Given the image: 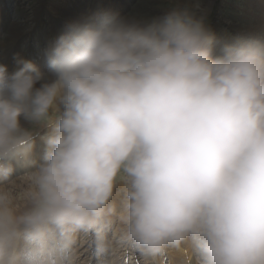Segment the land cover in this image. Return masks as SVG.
Wrapping results in <instances>:
<instances>
[{
  "label": "clouds",
  "instance_id": "1",
  "mask_svg": "<svg viewBox=\"0 0 264 264\" xmlns=\"http://www.w3.org/2000/svg\"><path fill=\"white\" fill-rule=\"evenodd\" d=\"M17 64H0V178L47 134L31 207L17 216L0 196V264H40L50 241L99 230L118 182L123 238L142 252L264 264V40L217 51L175 9L72 25L47 72Z\"/></svg>",
  "mask_w": 264,
  "mask_h": 264
},
{
  "label": "rangeland",
  "instance_id": "2",
  "mask_svg": "<svg viewBox=\"0 0 264 264\" xmlns=\"http://www.w3.org/2000/svg\"><path fill=\"white\" fill-rule=\"evenodd\" d=\"M204 2L208 3L205 4L207 9L199 10L196 8L198 4L201 5ZM4 5H7L8 8L7 12L5 11V16H7V18L21 20L29 24V27H36L37 29L41 20L43 21V18L45 21L52 17L54 21V19L57 18L56 12L59 10L66 11L69 7L73 14H71L70 17L75 15L83 16L87 19V14L89 18L94 19L97 14V17H101L102 19L114 15L115 19H127L129 23H138L141 25L160 19L169 11L187 9L197 19L203 20L205 26L210 29L213 43L217 51L223 48V46L238 40H246L253 37L264 40V19L260 18L261 14L264 15V0H0V6L4 7ZM201 7L204 8L203 5H201ZM62 24H64L65 27L67 26L66 22L62 21ZM62 24L60 22L58 23L59 26H62ZM52 25L57 26L55 22H52ZM38 32L42 34L43 30L40 29ZM36 54L37 53H34L33 56ZM38 129L39 128L36 129L38 136L35 139V143L40 136L47 134L46 129L41 132L38 131ZM24 162H27V160H24ZM34 171L35 170H31L24 174L32 178ZM10 179L11 180L7 182V184L19 182L21 178L19 177L17 181H15L16 178L13 177ZM33 186L34 188H32ZM8 188L7 186V189ZM122 188H124V184L118 182L114 189L112 204L115 206L116 211L120 208L121 199H119V196L123 192ZM32 191H35V182L30 180V182L24 185L22 184L18 189L14 188L13 192L8 195L9 197L7 196L5 198L11 199L12 202L15 201V199H31L33 194ZM29 207H31V205ZM110 217H112L113 222H111V225L108 226L105 232H103L102 227H100L99 230L87 232V235L85 234L86 232H83L81 237L79 231L75 232L74 238L76 242L73 241L74 243L72 242L73 244L71 245H67L65 239H57L54 242L50 241L41 253L40 261L45 259L44 256H47V251L50 250L51 256L48 255V258L51 261H54L57 255L65 253L62 264H66L69 260L72 261L70 264H86V261H89L90 264H102L103 260H107L108 263L111 264L115 259L113 258L114 255L116 256L118 253L121 254L124 249L129 248L126 250L127 256H125V258L122 259L121 257L118 258L119 260H116L118 264H134V262H136L135 264H145L142 262V258L140 257L141 254L137 247L131 243L125 245L124 239V243L122 242L124 233L123 226L119 220V211L116 215H109L105 219ZM83 237H86L85 241L88 240V251L83 254L78 251L76 254L78 257H72V253L81 246V239ZM96 237L104 238L107 241L109 247L105 246V249H108V255L106 253L104 255L100 250L98 251L97 248L101 246H98L99 244ZM92 238H94V241H97L95 243L98 245H94ZM61 246H63V249L60 252L59 248ZM66 249L67 251H64ZM148 256L150 260L148 264H167L164 251L161 252V254H148Z\"/></svg>",
  "mask_w": 264,
  "mask_h": 264
},
{
  "label": "bare ground",
  "instance_id": "3",
  "mask_svg": "<svg viewBox=\"0 0 264 264\" xmlns=\"http://www.w3.org/2000/svg\"><path fill=\"white\" fill-rule=\"evenodd\" d=\"M205 4H208V3L204 2L203 4H201L204 6V8H202L200 4H198L196 8H198L199 10H203V9L205 10L207 9ZM7 10H8L7 5H4V7L0 6V64L7 66L9 74L16 71L17 68L19 67V65L17 64L18 60L31 61L34 64H36L42 71L47 72V64H46L47 56L51 52V50L55 47L56 42L58 38L60 37V35L65 33L69 29V27L72 25H79V24H84V23H89V22H95L101 19V17H97L98 16L97 14L95 15L94 19L89 18L87 14H86L87 19H85L83 16H75V15L70 17V15L72 14V10L69 7V9L66 11L59 10L58 12H56L57 18L54 19V21L52 17L49 20H45V21L43 18V21L41 20L39 27L37 29L36 27L34 28L29 27V24L21 20L7 18V16H5V11L7 12ZM58 13L60 16L58 15ZM67 14H68V17H67ZM109 18H115V16L110 15ZM260 18L264 19V15L261 14ZM62 21L66 22L67 24L66 27L64 24H62ZM124 21L128 22L127 19ZM52 22H55L57 26L52 25ZM59 22L62 24L63 27L58 25ZM250 27H257V26H250ZM40 29L43 30L42 34L38 32V30ZM34 53H37V54L33 56ZM43 130L44 129L42 130L38 129V131L40 132ZM45 135L40 136L38 138L37 142L34 144L33 151L28 158H21L18 161L11 162L12 169H13L12 173L7 178H0V196L7 197L8 195H10V193L13 192L14 188L18 189L20 186H22V184L24 185L25 183L30 182V180L34 182V175L31 178L30 176H26L24 173L31 171V170L32 171L35 170L34 171V174H35L39 165L43 162V155L45 151V144L43 142V137ZM22 159L27 160V162L26 163L22 162ZM11 177L16 178L15 181L19 180V177L21 179L19 182L17 181V182H12L10 184H7V182L11 180L10 179ZM7 186L11 189L9 188L7 189ZM32 188H34V186ZM121 198H122V194L119 196V199ZM6 201L8 203V206L14 211V213L17 216L22 215L24 212H26L30 208L29 206L31 205L30 203L31 199H22V200L15 199V201L13 202L11 201V199H6ZM118 211L119 210H117L116 213H118ZM116 213L114 214L116 215ZM111 222H113L112 217L104 220L103 224L101 225L103 232L107 230L108 226L111 225ZM79 232H80V237H81L83 235V231H79ZM85 234L87 235V232ZM123 236H122V242L124 239ZM74 237H75V233L70 234L65 239L67 242V245H71L74 242H76V239ZM85 238L83 237L81 239V246L74 253H72V257H78L76 255L78 251L82 252V254L88 251L89 249V245L87 244L88 240L85 241ZM92 239L94 241V238ZM96 239L98 240L99 245L95 243L97 242L96 240L94 241V245H98L99 247L101 246L100 248H97L98 251L100 250V252L104 253V255L105 253L108 255L109 251L108 249H105V246L109 247V244L107 243V241L104 238H100V237H96ZM126 244L129 245L130 243L125 241V245ZM24 248H25V244L22 242L20 250L23 251ZM62 249H63V246L59 248V251L61 252ZM127 249H124V251L121 254L118 253L116 254V256L114 255L113 258L115 259L111 262V264H118V262L116 261V260H119L118 258H121V257L122 259L125 258V256H127V253H126ZM64 251H67V249ZM139 251L141 254L140 257L142 258V262L145 264L150 263L148 254L142 252L141 250ZM164 252H165V257L167 261L171 262V264H186V263H192V262L195 263L193 261L195 258V255L193 254L191 246L189 244H182L180 248L178 249L169 248V249H166ZM185 253H188L187 255L192 256L193 260L189 256H185L184 255ZM48 255L51 256L50 250L47 251V256H44L45 259L44 260L42 259L40 261V264H62V260H63L65 253L63 254L61 253L57 255L54 261H51L48 258ZM71 262L72 261L69 260L66 264H70ZM135 263L136 262H134V264ZM21 264H22V260H21ZM86 264H90L89 261H86ZM102 264H109V263L107 260H103Z\"/></svg>",
  "mask_w": 264,
  "mask_h": 264
}]
</instances>
